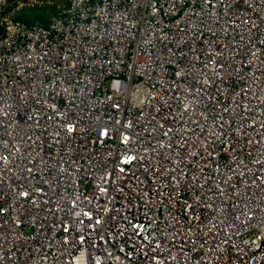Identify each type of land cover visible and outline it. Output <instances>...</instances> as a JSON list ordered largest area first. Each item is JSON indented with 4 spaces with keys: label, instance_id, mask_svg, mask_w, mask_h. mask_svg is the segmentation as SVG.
<instances>
[{
    "label": "built area",
    "instance_id": "built-area-1",
    "mask_svg": "<svg viewBox=\"0 0 264 264\" xmlns=\"http://www.w3.org/2000/svg\"><path fill=\"white\" fill-rule=\"evenodd\" d=\"M0 0V264H264V0Z\"/></svg>",
    "mask_w": 264,
    "mask_h": 264
},
{
    "label": "rangeland",
    "instance_id": "rangeland-1",
    "mask_svg": "<svg viewBox=\"0 0 264 264\" xmlns=\"http://www.w3.org/2000/svg\"><path fill=\"white\" fill-rule=\"evenodd\" d=\"M64 6L63 0H40L37 4L24 6V9L16 12V16L29 25L48 23L62 14Z\"/></svg>",
    "mask_w": 264,
    "mask_h": 264
},
{
    "label": "trees",
    "instance_id": "trees-1",
    "mask_svg": "<svg viewBox=\"0 0 264 264\" xmlns=\"http://www.w3.org/2000/svg\"><path fill=\"white\" fill-rule=\"evenodd\" d=\"M64 7H65V6H64ZM25 23L28 24V25L30 24V23H27V22H25Z\"/></svg>",
    "mask_w": 264,
    "mask_h": 264
}]
</instances>
